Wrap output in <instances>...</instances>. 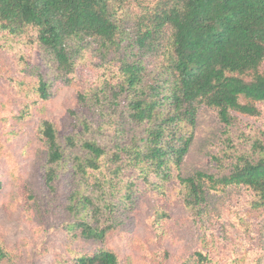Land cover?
I'll list each match as a JSON object with an SVG mask.
<instances>
[{
    "label": "trees",
    "instance_id": "1",
    "mask_svg": "<svg viewBox=\"0 0 264 264\" xmlns=\"http://www.w3.org/2000/svg\"><path fill=\"white\" fill-rule=\"evenodd\" d=\"M132 2L141 15H134L135 24H124L114 10H128L125 5ZM129 26L135 29L125 46ZM0 31L19 38L31 35L32 42L44 49L43 66L56 76L36 80L41 101L50 99L61 78L70 82L77 59L87 48H98L102 56L115 55L119 63L117 82L101 89L103 98L99 90L95 93L98 108L104 110L108 101L110 115L117 116L119 137L130 136L124 144L118 137L115 151L95 139L79 143L70 135L62 141L52 121L39 123L46 147L41 175L45 189L56 191L59 167L77 147L86 156L75 154L71 171L62 180L73 189L65 207L74 217L65 224L68 240L101 245L93 253L57 256L54 264H120L117 252L104 247L108 234L123 223L113 227L111 222L121 207L108 202L111 183L136 172V181H149L151 176L169 178L173 169L180 171L202 107L215 109L227 130L241 116L263 119L262 129L250 138L248 151L229 153L236 146L229 141L223 155L213 157L219 172L197 170L186 177L179 172L176 178L186 190L185 205L200 218L211 191L247 188L254 196L245 216L254 229L264 210V114L259 106L264 103V0H0ZM151 59L159 65L150 70ZM223 158L232 160L230 167L224 166ZM70 174L82 175L80 183L74 184ZM10 255L0 241V262ZM196 256L207 261L201 252Z\"/></svg>",
    "mask_w": 264,
    "mask_h": 264
},
{
    "label": "rangeland",
    "instance_id": "2",
    "mask_svg": "<svg viewBox=\"0 0 264 264\" xmlns=\"http://www.w3.org/2000/svg\"><path fill=\"white\" fill-rule=\"evenodd\" d=\"M125 6L128 10H114L116 18L135 24L134 15L141 12L135 2ZM129 27V34L123 36L125 46L135 29ZM114 56L87 48L78 57L70 82L61 78L51 89L50 99L41 101L34 88L36 80L56 76L43 66L44 49L32 42L31 35L19 38L0 31V241L11 254L0 264H54L57 256L69 259L101 247L86 241L70 243L65 227L74 220L65 210L73 189L62 180L71 171L75 154L86 158L83 150L77 147L72 158L59 167L61 181L56 191H48L41 184L46 147L38 127L42 119H48L62 141L70 135L79 143L95 139L115 151L120 138L117 116L110 115L108 101L104 110L95 102L97 90L103 98L101 89L117 82L119 63ZM158 65L154 59L147 62L150 70ZM259 106L264 114V103ZM262 122L241 116L227 130L215 109L202 107L180 171L173 169L169 178L151 176L149 181H136V172L111 183L114 187L109 189L108 202L121 204L111 222L113 227L123 223L108 234L104 247L117 252L120 264H264V210L255 219L254 229L248 227L245 216L254 196L251 190L229 186L211 191L199 218L196 210L186 207V190L182 191L176 178L179 172L185 177L197 170L219 172V162L213 157L223 155L229 141L236 145L229 153L248 151L250 138L262 129ZM124 135L120 138L123 144L130 139ZM223 159L224 166L230 167L232 160ZM94 174L102 176L99 171ZM68 176L74 184L82 179V175ZM196 252L207 256V261H199Z\"/></svg>",
    "mask_w": 264,
    "mask_h": 264
}]
</instances>
